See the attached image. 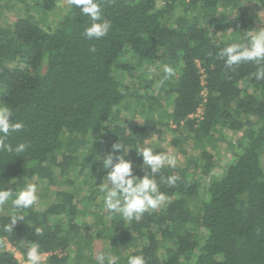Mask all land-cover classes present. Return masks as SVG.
<instances>
[{
    "label": "trees",
    "instance_id": "trees-1",
    "mask_svg": "<svg viewBox=\"0 0 264 264\" xmlns=\"http://www.w3.org/2000/svg\"><path fill=\"white\" fill-rule=\"evenodd\" d=\"M239 1L99 0L112 24L101 39L82 35L91 21L69 0H36L46 15L62 8L47 26L31 14L7 23L0 13V104L24 123L7 142L29 145L23 154L0 151V188L17 191L35 177L57 187L53 202L23 210L12 231L5 226L16 210L0 206V264H23L8 242L24 258L38 243L48 253L43 264H96L101 252L118 264L139 254L146 264H264V80L255 79L264 65L227 68L217 54L240 42L213 32L229 25L226 9ZM255 1L262 10L257 29L264 28V0ZM244 16L235 17L238 28L254 31ZM159 125L179 133L175 145L191 143L197 159L165 165L155 179L168 200L126 221L103 206V159L120 142L143 178L150 168L137 150L140 135ZM226 140L231 158L214 174ZM171 175L180 177L174 186L166 183ZM94 232L108 247L98 254Z\"/></svg>",
    "mask_w": 264,
    "mask_h": 264
},
{
    "label": "clouds",
    "instance_id": "clouds-1",
    "mask_svg": "<svg viewBox=\"0 0 264 264\" xmlns=\"http://www.w3.org/2000/svg\"><path fill=\"white\" fill-rule=\"evenodd\" d=\"M73 6L79 7L81 14L87 16L91 23L82 33L87 39H101L110 31L112 24L103 18V12L99 0H69ZM246 43H231L220 49L218 58L225 60V65L229 69L238 67L244 62H254L257 65H264V28L247 32ZM95 51V48L92 49ZM164 72L168 76H173L174 69L170 66L164 67ZM256 80H264V66L258 67L255 73ZM14 115L12 109L0 104V151H7L15 155L23 154L28 148L27 142H21L13 146L8 143L12 133L21 131L24 128L23 121L11 120ZM151 139V138H150ZM150 139H146V145ZM113 151L103 159V168L107 169L104 182L100 183L98 190L104 193L103 206L113 214L120 215L124 220H140L142 215L149 210H156L168 200L165 193L160 191L155 179L165 165L175 168L177 158L169 152H154L151 147L137 148L138 153L143 157V164L149 166L143 178L133 174V165L130 160L125 159V148L122 143L112 145ZM123 150L119 156L115 153ZM180 177L171 175L167 177L166 183L174 186ZM38 199L36 186L27 184L22 189L13 191L12 189L0 188V206L11 203L16 210L11 218V223L5 226L6 231H12L18 219H22L23 210L31 209ZM37 236L43 235L40 228L36 229ZM28 264H43L44 256L38 243H33L26 252ZM118 257L110 253L101 252L95 256L96 264H118ZM127 264H146L142 254L130 255Z\"/></svg>",
    "mask_w": 264,
    "mask_h": 264
},
{
    "label": "rangeland",
    "instance_id": "rangeland-1",
    "mask_svg": "<svg viewBox=\"0 0 264 264\" xmlns=\"http://www.w3.org/2000/svg\"><path fill=\"white\" fill-rule=\"evenodd\" d=\"M27 2L29 3V6L27 5ZM62 12L63 11L60 6L51 14H47V15L43 14L40 10V7L36 4V0H19L15 6L11 5V3H8L6 0H0V13L7 23H11L13 20H15L18 17H26L28 14H31L35 20H39L42 25L47 26L51 23V21L59 17L60 14H62ZM241 12L245 14L243 18L246 20V22L249 21L253 22L254 28L256 30L257 27L259 26L258 19H259V15L262 12L261 7L257 5L255 0H242L236 4L233 5L231 4L226 9V13H227L226 20L227 22H229L228 23L229 25L227 27L224 26L222 31L221 29H217L213 32L215 33H218V31L223 32L224 34H226L227 38L236 40L240 43H244L247 39L246 34L250 30L248 31L241 30V28H238L239 22L234 20L235 17L238 16V14H240ZM218 18L219 17H217V19ZM233 20L236 22L237 26L232 24ZM159 73L160 70L154 71L152 77L155 80H157ZM156 84L158 85L159 81H157ZM160 99L163 101V109L166 112H170L172 110V103L170 99L167 96L165 97V93H162L160 95ZM121 115L122 117L126 118L129 114H126V112H122ZM134 117L140 119L142 118V115L141 113H139ZM173 127L174 125L172 126V128ZM241 134L242 132L231 134L228 140L231 139L232 142H235V140ZM175 136L180 137L179 133H174L170 128L164 125L163 126L159 125L156 130H150L145 133H142L140 135L141 137L140 140L142 142L143 147H151L154 150V152L164 151L174 154L177 158V163L184 164L186 163L189 157H193L192 160L194 162L197 159V156H196V152H194V148L192 144L186 141H181L178 145H175L172 141ZM146 139H150V140L145 145L144 141ZM228 140L219 143L218 152L215 158V169L213 171L214 174H220L223 171L227 162L231 158V153L228 147ZM208 180L209 178H204L202 180L203 188H205ZM28 184H33L36 186L37 196H38L37 202L35 204L36 206H40L41 204L51 203L56 199V196L54 195L53 191L57 187H52V188L49 187L44 180L35 177L29 180ZM193 202L195 203L196 200L194 199ZM93 244L95 250L94 252L96 254L108 248L105 240L101 239L95 232L93 233ZM7 246L9 249L15 252L16 256L21 261L25 262L26 259L23 258L21 252L19 251L18 247L15 244L8 242Z\"/></svg>",
    "mask_w": 264,
    "mask_h": 264
},
{
    "label": "built area",
    "instance_id": "built-area-1",
    "mask_svg": "<svg viewBox=\"0 0 264 264\" xmlns=\"http://www.w3.org/2000/svg\"><path fill=\"white\" fill-rule=\"evenodd\" d=\"M206 93V92H205ZM203 106H200L199 108H198V113H196L195 115L196 116H202L203 115ZM43 254V256H44V258L48 255V253H42ZM23 256V255H22ZM24 258V257H23ZM24 259H26V258H24ZM23 264H28V262H27V259L25 260V262H23V261H21Z\"/></svg>",
    "mask_w": 264,
    "mask_h": 264
}]
</instances>
